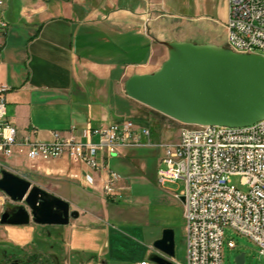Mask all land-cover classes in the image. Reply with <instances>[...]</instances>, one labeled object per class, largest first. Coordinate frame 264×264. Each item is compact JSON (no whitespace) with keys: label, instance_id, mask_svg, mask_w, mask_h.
I'll return each instance as SVG.
<instances>
[{"label":"crops","instance_id":"crops-1","mask_svg":"<svg viewBox=\"0 0 264 264\" xmlns=\"http://www.w3.org/2000/svg\"><path fill=\"white\" fill-rule=\"evenodd\" d=\"M1 1L0 18L8 26L0 50V84L10 88L7 118L16 126L19 141L35 130L32 137L43 141L58 132L86 142L91 129L137 114L138 102L126 95L125 83L135 74L156 72L150 66L155 41L166 48L133 27L145 18L144 0ZM151 1L160 5L154 15H164L159 24L190 26L196 44H224L228 0ZM6 159L13 160L8 164ZM0 161L27 180V172L56 180L60 184L46 190L79 212L68 225L0 223V264L32 258L47 264H117L120 251L112 247L117 226L103 191L106 170L86 187L82 165L66 156L34 162L17 148ZM4 198L0 196V203ZM161 234L148 238L144 256L150 261L154 255L164 256L153 248ZM171 261L176 264L175 258Z\"/></svg>","mask_w":264,"mask_h":264},{"label":"built area","instance_id":"built-area-1","mask_svg":"<svg viewBox=\"0 0 264 264\" xmlns=\"http://www.w3.org/2000/svg\"><path fill=\"white\" fill-rule=\"evenodd\" d=\"M228 2L227 38L220 47L264 57V0ZM144 5L145 18L133 27L161 43L191 42V27L161 25L158 19L164 15H154L160 5L151 0H144ZM7 26L0 18V50ZM9 91V87L0 84V158L12 157L17 148L34 162L58 159L62 152H70V159L83 167L86 187H92L95 175L106 170L103 191L111 198L116 195L119 176L110 168V159L125 148L156 146L153 131L132 120L91 129V139L86 142L70 140V136L58 132L51 133V140L43 141L32 137L35 130L19 141L16 126L7 118ZM184 125L188 128L180 132L175 142L159 145L162 157L157 183L162 187L179 180L185 183V190L176 195L185 197V264H224V233L228 227L250 239L264 256V119L246 127ZM4 168L0 161V172ZM234 176L241 177L248 186L247 193L236 188ZM228 245L237 247L234 241Z\"/></svg>","mask_w":264,"mask_h":264},{"label":"water","instance_id":"water-1","mask_svg":"<svg viewBox=\"0 0 264 264\" xmlns=\"http://www.w3.org/2000/svg\"><path fill=\"white\" fill-rule=\"evenodd\" d=\"M168 59L153 74H135L126 95L181 124L246 127L264 119V57L193 42H162ZM0 191L19 206L2 214L0 223L68 225L79 217L70 203L19 175L2 169ZM179 200L185 203V197ZM175 232L164 229L153 248L156 264H174ZM245 255L236 257L244 264Z\"/></svg>","mask_w":264,"mask_h":264},{"label":"rangeland","instance_id":"rangeland-1","mask_svg":"<svg viewBox=\"0 0 264 264\" xmlns=\"http://www.w3.org/2000/svg\"><path fill=\"white\" fill-rule=\"evenodd\" d=\"M156 42L150 66L151 70L158 71L168 59L169 51L165 47L158 46ZM191 42L193 41L191 40ZM137 106V114L134 116L109 122L117 123L132 120L139 126L149 127L155 135L153 142L156 145L155 147L124 149L120 155L112 157L109 161L110 168L119 176L116 195L111 198L105 195L106 203L110 206L111 215L114 217L113 223L117 226L112 233V247L114 250L120 251V258L116 262L117 264L152 263L149 258L144 256V248L148 245V238L159 236L161 230L173 229L175 232L176 263L185 264L186 221L183 204L176 196L185 190V183L179 180L163 187L159 186L157 172L161 167L162 157L159 145L175 142L180 132L188 127L140 103H137ZM12 160L6 159V162L11 164ZM5 169L17 174L7 165ZM26 171L29 169L27 168ZM27 175L29 181L45 190V187L49 188L54 183L55 185L60 184L51 177L36 176L28 172ZM232 182L241 192H248L249 188L242 183L241 177H232ZM1 195L6 198H4V202L0 203V214L9 210H16L19 205L13 203L0 191ZM71 210H74L73 206H71ZM230 241L236 243L235 249L229 247ZM239 254L245 255L244 264H264V256L259 254L257 246L250 239L236 234L234 230L228 227L224 233V264H236V257ZM2 257L3 250L0 247V259ZM15 262L20 264H47L39 258H32L27 263L24 260Z\"/></svg>","mask_w":264,"mask_h":264},{"label":"bare ground","instance_id":"bare-ground-1","mask_svg":"<svg viewBox=\"0 0 264 264\" xmlns=\"http://www.w3.org/2000/svg\"><path fill=\"white\" fill-rule=\"evenodd\" d=\"M70 140H78V139L74 135H71ZM63 156L70 158V152H62V157Z\"/></svg>","mask_w":264,"mask_h":264},{"label":"flooded vegetation","instance_id":"flooded-vegetation-1","mask_svg":"<svg viewBox=\"0 0 264 264\" xmlns=\"http://www.w3.org/2000/svg\"><path fill=\"white\" fill-rule=\"evenodd\" d=\"M9 211H11V210H9Z\"/></svg>","mask_w":264,"mask_h":264}]
</instances>
